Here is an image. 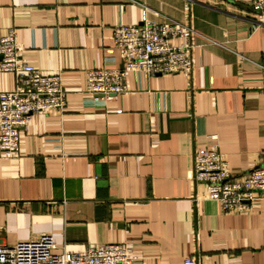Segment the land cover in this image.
Instances as JSON below:
<instances>
[{"label":"crops","instance_id":"1","mask_svg":"<svg viewBox=\"0 0 264 264\" xmlns=\"http://www.w3.org/2000/svg\"><path fill=\"white\" fill-rule=\"evenodd\" d=\"M144 9L195 30L191 75L130 71L129 91L95 101L87 70L123 68L114 26ZM11 27L68 95L0 155L1 243L51 234L58 251L131 243L135 264H264V201L224 212L195 178L197 147L235 173L264 164V23L249 0H0V35ZM19 85L0 72V91Z\"/></svg>","mask_w":264,"mask_h":264},{"label":"built area","instance_id":"2","mask_svg":"<svg viewBox=\"0 0 264 264\" xmlns=\"http://www.w3.org/2000/svg\"><path fill=\"white\" fill-rule=\"evenodd\" d=\"M249 2L256 21L264 23V0ZM194 34L188 24L172 18L156 21L144 9L139 24L114 26L113 39L123 68L88 69L86 93L95 101H105L127 92L130 71L191 75ZM0 72L13 73L21 82L16 88L0 91V155L11 156L20 151L22 128L32 115L52 108L63 111L68 90L62 73L43 72L21 57L13 27L0 35ZM195 178L206 183V196L219 201L224 212L247 211L264 201V164L235 173L217 146L197 147ZM56 248L51 234L13 244L0 242V264H135L138 259L134 246L127 242L111 241L72 252ZM183 264L199 263L187 257Z\"/></svg>","mask_w":264,"mask_h":264}]
</instances>
